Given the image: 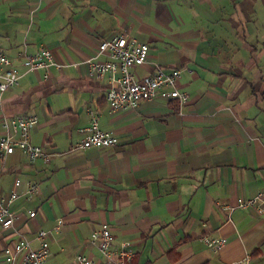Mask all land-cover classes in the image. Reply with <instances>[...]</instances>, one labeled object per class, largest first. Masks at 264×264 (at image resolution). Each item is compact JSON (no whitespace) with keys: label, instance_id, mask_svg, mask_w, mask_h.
Listing matches in <instances>:
<instances>
[{"label":"crops","instance_id":"crops-1","mask_svg":"<svg viewBox=\"0 0 264 264\" xmlns=\"http://www.w3.org/2000/svg\"><path fill=\"white\" fill-rule=\"evenodd\" d=\"M118 35L150 48L136 78L180 71L181 109L158 96L109 114V79L92 77L87 61ZM41 49L63 69L26 74L4 93L0 121L36 115L31 143L58 155L0 159L1 195L17 177L39 187L16 200L13 225L0 226V264L18 233L36 248L39 231L46 264L77 254L101 262L90 236L102 225L115 247L131 245L129 264H233L246 254L264 264V215L224 210L264 191V0H0V51L19 67V52ZM96 115L117 146L69 152ZM203 236L223 239L222 251H208Z\"/></svg>","mask_w":264,"mask_h":264},{"label":"built area","instance_id":"built-area-1","mask_svg":"<svg viewBox=\"0 0 264 264\" xmlns=\"http://www.w3.org/2000/svg\"><path fill=\"white\" fill-rule=\"evenodd\" d=\"M150 48L147 44L135 38L118 35L102 41L95 54L88 59L89 72L96 80L105 77L109 79V86L105 93V102L109 114L123 113L136 109L141 102L156 99L158 96L176 100L180 109L187 103L188 95L177 89V80L180 71L177 69L157 68L141 78H136L132 70L142 67L148 60ZM20 66L13 64L12 59L0 51V103L3 95L20 85L21 79L28 73L42 70L48 77L51 69H63V65L56 63L50 51L41 49L34 55H26L21 51L16 56ZM38 124L36 115L2 116L0 127L4 135L0 137V159L6 158L19 150L29 162L41 160L49 163L58 153H51L46 148L33 145L30 141V132ZM84 138L71 145L69 152L86 151L88 149H112L117 146L118 138L111 131L100 129L98 115L94 116L90 125L84 129ZM24 187L23 193L18 190ZM39 191L37 184L27 181L23 183L15 178L8 194H0V226L8 228L13 225L15 212L13 205L22 195L25 199L32 198ZM236 209L253 210L258 215H264V191L255 197L240 201L235 207H226L229 215ZM31 212L29 217H34ZM230 222V219H227ZM48 235L46 231H39L36 235L38 246L34 248L31 241L19 234L3 249V264H46L50 255ZM91 241L100 251L103 260L77 254L73 264H129L134 258V251L127 242L114 246V235L107 225L91 233ZM207 250L216 254L224 248L223 239L202 237ZM250 255L246 254L241 260L233 264H249Z\"/></svg>","mask_w":264,"mask_h":264}]
</instances>
